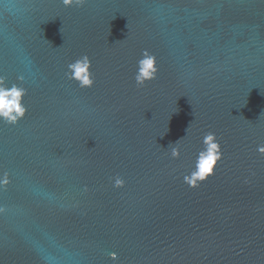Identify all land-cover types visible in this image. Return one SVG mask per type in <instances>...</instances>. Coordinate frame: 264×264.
Segmentation results:
<instances>
[{"label":"water","instance_id":"1","mask_svg":"<svg viewBox=\"0 0 264 264\" xmlns=\"http://www.w3.org/2000/svg\"><path fill=\"white\" fill-rule=\"evenodd\" d=\"M13 86L0 264H264V0H0ZM209 132L221 158L189 186Z\"/></svg>","mask_w":264,"mask_h":264},{"label":"clouds","instance_id":"2","mask_svg":"<svg viewBox=\"0 0 264 264\" xmlns=\"http://www.w3.org/2000/svg\"><path fill=\"white\" fill-rule=\"evenodd\" d=\"M62 3L65 7H79L82 6L84 0H62ZM90 65L91 62L86 55L68 65L71 78L77 81L81 87H90L94 83ZM156 73L157 68L154 56L145 52L137 64V72L134 77L137 86L142 87L145 82L155 79ZM23 94L24 90L22 88L13 86L11 89H6L0 87V119L14 124L24 116L25 108L21 104ZM203 144L205 147L198 154L195 170L184 177L185 183L192 187L197 186L198 181H203L207 176L211 175L214 165L221 158L219 144L216 142L214 133H207L203 139ZM258 151L264 153V146L259 147ZM171 155L173 158L178 157L179 150L173 147ZM123 183L121 178L117 177L115 179L116 187L122 186Z\"/></svg>","mask_w":264,"mask_h":264}]
</instances>
